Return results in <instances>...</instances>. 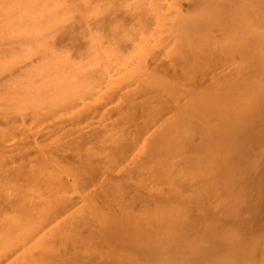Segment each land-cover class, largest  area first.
<instances>
[{
	"label": "bare ground",
	"instance_id": "6f19581e",
	"mask_svg": "<svg viewBox=\"0 0 264 264\" xmlns=\"http://www.w3.org/2000/svg\"><path fill=\"white\" fill-rule=\"evenodd\" d=\"M236 1L238 4L240 0H203L200 3L203 9L201 7L200 10L205 14L197 13L195 18H188L185 23L183 19L182 26L175 23V27L176 21H172L170 27L175 28L174 32L169 29L170 32L180 35V27L183 29V42L179 44L178 41L179 47L171 49L174 54L177 51L171 66L174 65V70L170 68L171 73L174 71L176 75H172V81L166 77L171 82L161 77L157 79L158 76L155 79L153 74V78L145 75L150 78L149 81L133 91L129 109H125L121 116L124 125L134 122L135 126L129 125L134 127L133 132L113 146L109 158L113 159L116 168H120L133 155H142L149 163L156 162L160 172L157 177L155 175L154 185H169L167 195L161 192L154 194L150 189L152 187L137 178L132 170L124 174L121 180L113 179L105 183L101 181L104 172L99 162H94L89 156L77 159L76 164L68 166V171L64 169L68 174L66 181L64 176L59 177L62 172L56 168L55 173V168L51 169V165L57 167L58 159L56 161L54 151L45 148L38 150L34 160L37 161L36 168L30 169L34 174L24 170L25 174L29 172L27 174L32 176L23 177V172L17 168L19 173L21 171V176L17 175L20 179H31L29 183L35 182V185L43 179L39 175L41 170L44 173L50 168V173L60 174L59 178L54 179L56 175L51 177L49 172L45 173L44 177L48 174L50 177L46 176L47 181L41 182L46 183L36 186H45L51 197L47 199L50 200L48 207L43 209L46 212L41 210L38 216L45 214L50 221L59 220L60 216L69 213L70 217L65 215L69 219L66 222L69 225L72 220L73 224L67 229L60 221V226L55 224V229H50L49 236L44 234L41 237L43 242H39L42 246L38 243L40 249L51 247L46 251L47 255L42 252L43 264L47 261L50 264H264V0H255L254 4L253 0L252 4L250 0H244L246 7L243 0L240 1L243 4L235 6ZM222 9L227 10L224 13H228V16H223ZM212 21H217L228 38L225 37V41L224 35L219 33L224 41L217 37L220 48L215 44L216 36V39L212 36L216 24H212ZM177 26L179 29L175 31ZM254 27L258 28L256 31L259 34ZM219 49L225 50L224 54L230 53L229 57L237 51L241 54L243 64L240 70L236 69L242 74H233L235 78L232 77V80H228L230 75L228 79L223 78L227 80L220 88L217 86L222 84L213 85L212 80L213 84H208L210 87H206L205 91L196 93L199 88L196 87L192 96V91H189V101L184 102L181 94L185 93L186 97L188 93H181L182 85H192L198 72L207 78L209 68L205 69V66L214 60L215 52L220 53ZM178 68L184 69V79L179 78L184 80V84L177 78ZM179 74L182 76V73ZM149 94L150 99L147 98ZM163 102L165 106L160 105ZM167 110L172 113H167ZM164 112L171 114L170 117L167 118ZM69 145L67 147H71ZM175 159L180 162L176 160L177 163ZM71 176L74 178L72 182L68 180ZM32 179L35 181L31 182ZM133 179L140 182L139 186L131 184ZM20 184L19 189L26 188V185L22 187ZM99 184L100 187L93 194L83 195L85 190ZM45 187L42 188L45 190ZM24 189L21 193L26 191ZM79 190L82 191L79 192L81 199H87L84 200L87 203L86 208L83 207L85 211L82 209L80 216L71 209L76 207V204L73 206L76 202L68 196L69 191ZM147 199L153 200V208L148 206L153 203L147 204ZM28 205L26 202L22 204V213L26 211L28 214L26 208L30 209L31 206ZM31 207L33 209V205ZM71 215L77 218L70 220ZM39 217V221H45L44 216ZM44 243H47V248L43 247ZM50 244H55L59 251L57 248L54 251L55 247ZM63 246L70 247V250L67 249L70 251L69 257L73 253L70 258H63L66 254ZM60 247L65 252L62 258L55 255L56 252L60 253ZM49 250L55 254H52L53 251L48 253ZM43 256L47 261L42 260Z\"/></svg>",
	"mask_w": 264,
	"mask_h": 264
},
{
	"label": "rangeland",
	"instance_id": "374dc122",
	"mask_svg": "<svg viewBox=\"0 0 264 264\" xmlns=\"http://www.w3.org/2000/svg\"><path fill=\"white\" fill-rule=\"evenodd\" d=\"M199 1L0 0V264L45 263L41 261V256L42 252L45 255L46 251L51 248L49 244V247H46L49 243L47 239L50 241V238H47L50 229L52 228L51 231L55 229L54 225L60 224V221L61 225L63 224V227L65 225L67 229L73 224L71 220L75 218V215L72 216L73 214L69 225L66 222L69 220L66 217L69 213L63 214V217L60 216L59 220L58 218L57 220H50L51 222L43 214L50 202L47 199H51V197L48 196L49 192L45 186H42L45 187V190L36 186L46 183L44 181H47L50 176L48 174L44 177V174L48 173L50 168L47 172L42 173L41 170L39 173L43 177V183L40 180L35 185V182L29 183L31 179L29 181L27 179L30 175L27 173L34 174L31 170L36 168L37 161L34 160L37 158L38 150H41L39 148L54 151L52 153H55L53 155L56 161L58 159L57 167L54 165L50 167L51 169L55 168L53 172L56 173L57 168L62 173L61 175L60 172L57 173L59 176L53 172L50 173V171L51 177L56 175L54 179L58 176L60 178L64 176L66 180L68 174L66 175L65 171L72 166L71 164H76L77 159L89 156L94 159V162H99L98 164L104 172L101 181L106 183L113 179L121 180L124 174L132 170L137 174V178L152 187L150 189L154 194L161 192L167 195L170 190L169 185H154L155 175L157 177L160 172L156 162L150 161L149 163L142 155H133L120 168H116L113 159L109 156L113 146L119 144L121 139H127L133 132L134 127H129V125L135 126L134 122H129L128 125L125 120L127 125L122 123L124 122L122 119L123 112L125 109H129L133 91L138 90L139 86H144L143 84L153 78V75L154 77L158 76L157 79L171 78L173 74L176 75L174 71L171 73V70H174V65L171 66L174 64L173 61L175 62L177 51L174 54L171 49L175 50L183 42V29L180 27L181 38L179 34L176 35L177 32L174 33L176 37L172 32L176 27L175 23L182 26L188 18L192 20V17L195 18L197 13L198 15L199 13L203 14L204 11L200 10L202 7L200 3L203 0ZM240 1L238 4L236 1L235 6L242 3ZM250 1L252 4V0ZM245 2L243 0L244 4H242L246 7ZM254 2L255 0H253V4ZM251 4H248L250 8ZM245 7L243 6V8ZM222 12L223 16H228V13H224L227 12L226 9L225 11L222 9ZM183 19L184 23L181 22ZM172 21H176L174 22L175 27L172 26L173 29L170 27ZM214 23L216 24L213 26L212 36L214 38L220 36L219 39H222L224 35L223 39L226 41V34L218 26L219 24L217 25V21L212 24ZM178 26L175 31L179 29ZM216 27L219 32L218 30L215 31ZM255 27L253 29L258 30ZM220 32L223 35H220ZM256 32L258 33V31ZM217 41L218 38L215 40V44L220 48V41ZM222 41L223 44L224 41ZM219 50L220 53L215 52V50L213 55L214 60L217 56L216 62L219 61V63L214 62V60L209 61L206 66L210 65L209 67L205 66V69L209 68L208 71L211 74L204 69L203 71L208 74H206L208 76L206 78L204 73L203 76L199 75L201 72H198L194 78V85L192 84L193 89L191 84V86L187 85L189 83H185V85L184 80L179 79L183 78L184 69L178 68L176 73L179 76L177 78L179 81L182 80L184 84L181 93L184 91L186 95L188 93L186 97L185 93L181 94L184 102L189 101L191 97H188L191 91V96L193 95L196 87H199L196 93L205 91L204 89L210 87V83L213 81V85L222 84L217 86L220 88L229 75L228 80H232L233 74H236L235 76H238L239 73L242 74L237 70L243 64L241 54L239 53V55L238 51L237 53L232 52V57H229L231 56L230 53L229 55L227 52L224 54L225 50ZM226 58L229 59L226 60ZM220 60L224 61L221 62ZM170 68L172 69L170 70ZM179 73H182V76ZM211 75L214 79L211 78ZM144 76L147 77V80ZM223 78L227 79L223 80ZM166 80L168 81V79ZM172 80L173 78H171ZM208 84L210 86H207ZM149 95L147 96L148 99L151 98V94ZM184 98L188 99L185 101ZM165 104L163 102L160 105L165 106ZM170 110L174 112L173 109ZM167 113L165 116L168 118L171 114ZM164 120L165 118L161 121ZM67 145L71 147H67ZM32 160L33 162H30ZM69 165L70 167H68ZM17 168L23 172V177L28 175L27 178L23 179L22 177L20 179L18 176H21V171L19 173ZM44 168L47 169L48 167ZM64 169L66 170L64 171ZM24 170H29V172L25 174ZM37 175L39 180V175ZM68 178L71 182L74 179L72 176ZM33 181L35 179H32L31 182ZM27 182L30 184L29 187ZM73 182L75 183L74 180ZM130 182L134 187L139 186L140 183L136 179ZM20 183L23 186L26 185V188H20V190V186H18ZM100 185L88 188L83 195L93 194ZM23 189L27 192L21 193ZM74 192L76 191H69V194L66 193L65 195L68 194L69 197H73L74 202H76L73 206L76 204V207H71V209L79 213L80 216V211L82 209L85 211L87 203L85 204L84 200L87 201V199L86 197L84 200L81 199L79 192L82 191ZM129 198L130 196L126 199ZM152 199L147 201V204L153 203L152 206L148 205L151 208L155 205L152 202L154 199ZM24 202L27 205H33V209L28 205L30 209L26 208L28 211V214L26 211L24 212L26 215L22 213ZM26 209L24 208V210ZM41 210L44 211L42 216L45 217V221H39L37 218ZM72 210L70 211L73 212ZM42 216L40 215V217ZM68 217L70 216L68 215ZM43 218L42 220H44ZM53 221L56 222L51 225ZM93 229L95 228L93 227ZM44 234H47V239H45L47 243H44L43 247L47 250H41L42 248L39 247L40 242H43L41 237L43 238ZM50 245L55 247L54 251L56 248L59 251L57 246L60 244L56 243L57 246L55 244ZM62 248L64 251L66 250V254L70 250L68 249L69 246ZM63 250L61 249V254L59 252L55 254L53 250H49L48 253L53 251L52 254L57 257L60 255L62 258L61 255L63 256L65 253ZM66 254L63 256L64 259L69 257L70 251H68V256ZM43 258L42 260L47 261L45 256ZM49 262L47 261L46 264H50Z\"/></svg>",
	"mask_w": 264,
	"mask_h": 264
}]
</instances>
